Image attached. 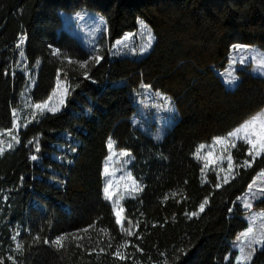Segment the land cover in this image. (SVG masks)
<instances>
[{
    "label": "trees",
    "instance_id": "trees-1",
    "mask_svg": "<svg viewBox=\"0 0 264 264\" xmlns=\"http://www.w3.org/2000/svg\"><path fill=\"white\" fill-rule=\"evenodd\" d=\"M82 9L107 23L102 59L89 62L87 78L74 62L92 54L62 27L59 13ZM139 18L155 35L149 52L110 55L108 47L137 29ZM22 34L27 63L36 66L32 100L48 99L59 77L70 91L63 109L37 114L19 129V143L0 155L4 263L241 264L233 242L249 222L239 198L264 170V154L252 160L237 142L234 175L220 183L196 151L264 108L263 76L241 67L228 88L218 72L235 44L264 48V0H0V132L13 127L32 77L18 67ZM142 84L169 95L179 113L161 139L133 123ZM109 138L132 153L130 168L143 187L123 204L132 235L116 223L103 192ZM59 142L71 147L61 160L52 154ZM205 198L204 211L189 218ZM254 206L264 209V196ZM58 236L66 237L62 246L52 243ZM248 264H264V244Z\"/></svg>",
    "mask_w": 264,
    "mask_h": 264
},
{
    "label": "rangeland",
    "instance_id": "rangeland-1",
    "mask_svg": "<svg viewBox=\"0 0 264 264\" xmlns=\"http://www.w3.org/2000/svg\"><path fill=\"white\" fill-rule=\"evenodd\" d=\"M59 13L62 17V27L72 33L82 44V46L92 54V56L101 57L99 54V49L103 46L101 39L107 33V23L105 21V18L95 11L85 9L75 12L59 10ZM139 21H143L144 24L147 25V29L142 27ZM148 30H150L151 35L153 37L150 47H147ZM21 36L25 38L24 44L22 46L24 56L22 58L20 56L21 49H17L18 67L24 70L29 75H32L33 71L36 69V66L34 69H31L29 67L24 52L26 36L23 34ZM125 38H127L125 43L117 45V41L124 40ZM117 41L113 45L108 47L110 55L141 57L147 54L151 49L155 41V35L150 25L143 18H139L137 29L125 33V35ZM18 42L19 40L17 41V44ZM236 46H242V51L234 50V47H232L229 60L226 66L222 69H218L219 74L221 75L223 81L225 82L228 88H234L238 83L240 76L238 75L237 70L241 67L249 69L255 75H260L264 77V67L258 68L259 60L264 59V48H261L255 44ZM145 47H147V50L141 51V49ZM52 49L54 53H56V51L58 50L56 47H52ZM241 57L245 58V63L239 62ZM230 75L236 78L234 84L227 83L228 77ZM32 83L33 75L32 77H29V82L22 92L20 107L15 108V112L13 111V127L7 131L0 132V142L3 143V146L6 148V150H8V143L11 142L13 146L19 143L13 140L12 137H16V139L19 141V129L21 127L26 126L30 121L33 120V113L36 112L35 108L32 107L34 104L43 103L47 101L49 107L57 109L56 111H60L66 105L67 97L70 91V84L68 80L59 77L56 80V85L49 97L51 99L48 98L42 102H34L32 100L30 94ZM144 85L146 84H142L134 94V102L137 104V110L134 116L141 119V121L134 119L133 123L134 125H137L143 129H148L155 138L161 139L166 133V131L177 121V119L179 118V113L176 109L175 104L172 101V98L169 95L161 91L154 90L151 86L149 89H145ZM165 98H167V100H165ZM260 111L257 113H260ZM257 127H259V125H257ZM64 136L67 139H71V137L66 133H64ZM217 137H221L224 139L215 144H213V140L210 142L200 143L197 150L199 149V159L203 163L204 171L216 172L220 183H224V177L227 176L229 180L234 175L236 168L235 160L232 154V150L234 148L232 147V144L234 141L232 139L227 138V135ZM111 140L113 141L112 138ZM237 142H239V140L235 141V145L237 144ZM57 145L58 149L55 151L53 150L52 154L54 158L61 160L62 158L66 157V154H64L63 150L67 149V146L69 149L71 147L65 142H59L57 143ZM200 145H204L205 147L200 148ZM120 152H127L130 154V156L127 158L121 157L118 155ZM258 156L260 155H257L256 157ZM109 157H111L112 162L109 164L110 176L108 177V179H111L112 183L108 185V187L109 191L112 193L113 199L111 201H108L110 202L112 208L115 207L116 210H123L120 212L121 219L123 221V224L120 225L121 229H123L125 232H132V227L130 225H126L125 210L123 204L126 199L137 197L142 192L143 187L131 171L130 163L133 159V155L130 151L126 149L117 148L114 142L113 148L109 149V153L104 161V165L106 163L107 158ZM229 163H231V169L229 168ZM122 164L123 167H121ZM206 164L207 167L205 166ZM250 185L252 186V192L259 193L261 189H264L263 169L258 171L249 186ZM105 186L106 178L104 176L103 189ZM249 186L239 198V202L245 210L243 216L249 222V226L245 230L240 232L233 242V248L237 252L234 257L235 261L241 264L250 263L256 250L258 248H261L263 245H253L255 251L251 256L250 261L245 262L243 260L238 261L236 259L237 257L242 256L241 249H243V253L245 254L251 251V248L248 247V241L251 237H258L262 233H264V216L258 215L260 213H264V209L256 208L254 206L255 202L259 200L262 196L258 195L257 198L253 199L252 196L249 194ZM138 188L140 190H137ZM249 201L251 202V208L246 210L245 204ZM249 227H252L253 232L247 237L242 235L243 233L247 232V229ZM17 229L18 228L14 229V233H17Z\"/></svg>",
    "mask_w": 264,
    "mask_h": 264
},
{
    "label": "snow or ice",
    "instance_id": "snow-or-ice-1",
    "mask_svg": "<svg viewBox=\"0 0 264 264\" xmlns=\"http://www.w3.org/2000/svg\"><path fill=\"white\" fill-rule=\"evenodd\" d=\"M139 23L141 24L142 27L147 29V25H145L143 21H139ZM24 39L25 38L23 36H21L20 39H19L18 44L16 45L17 49H21L20 56L22 58L24 56V53L22 51V46L24 44ZM126 39L127 38H125L124 40L117 41V45L125 43ZM152 39H153V37L151 35V32H150V30H148L147 47L151 46ZM147 47L142 48L141 51H146ZM234 50L242 51V46H234ZM54 54L59 55L60 54L59 50H57L56 53H54ZM101 59H102V57L92 56V57L89 58V60L82 61V62L76 61L74 63L78 64L79 68L84 70L83 71V75L85 76V78H87L88 77L87 66H88L89 62L91 61L93 63H99V61ZM239 62L240 63H245L246 60H245L244 57H241ZM69 63H73V61H71L69 59ZM261 67H264V59H260L259 60L258 68H261ZM235 79L236 78L234 76L230 75L228 77L227 83L234 84L235 83ZM144 88L145 89H149L150 85H144ZM49 99H51V98H49ZM165 100H167V98H165ZM32 107H34L35 110H36V112L33 113V119H35L37 114H41L42 115L45 111H56L57 110V109L49 107V104H48L47 101L43 102V103H36ZM14 112H15V110H14ZM257 125H259V127H257ZM227 138L232 139L234 141L233 144H232V147L236 146L235 145V141H237V140H239V141L243 142L244 144H246L248 146V155L250 157H252V160H255L257 155L264 154V109H262L260 111V113H257L256 115L251 117L249 120H246V121L242 122L241 125H239L233 131H230L227 134ZM12 139L15 140L17 143L19 142L16 139V137H12ZM222 139H224V138H221V137L213 138V144H215L217 142H220ZM113 143L114 142L111 140V138H109V143H108L109 149L113 148ZM12 147H13V144L11 142L7 144V149H11ZM204 147H205L204 145H200V148H204ZM5 150H6V148L3 146V143L0 142V155H2ZM38 150H39V148L37 146L36 151H38ZM118 155L121 156V157H125V158L130 156V154L127 153V152H120ZM196 155L199 158V149L197 150ZM31 159L32 160H36L37 156L33 155V156H31ZM111 162H112L111 157L107 158L106 163L104 165V171H103V175L106 178V186L104 187L103 192H104L105 198L110 200V201L113 199L112 193L109 191V187H108V185H110L112 183L111 179H108V177L110 176L109 164ZM244 164L246 166H250V162L249 161H245ZM205 166L207 167V164ZM121 167H123V164L121 165ZM229 168L231 169V163H229ZM202 171H203V169H202ZM227 182H228V177L226 176V177H224V183H227ZM220 186L221 185L219 183L215 185V187H217V188H219ZM137 190H140V189L138 188ZM249 194L252 196L253 199L257 198L258 195L259 196H264V189H261L259 191V193L252 192V186L250 185L249 186ZM207 203H208V199L205 198L204 201L202 203H200V205H199V211L198 212L189 213L188 214L189 218H191L192 216H198L200 212H203L204 209H205V206L207 205ZM249 208H251V202L250 201L245 204V209L247 210ZM113 211L115 212L116 223L119 224V225H122L123 221L121 219L120 212L123 211V210L122 209L121 210H116V208L113 207ZM230 211H231V209H230ZM258 215L264 216V213H260ZM84 231H87V229H85ZM252 232H253L252 227H249L247 229V232L243 233L242 235L247 237ZM127 234L128 235H132L131 232H128ZM17 235H19V234H17ZM13 239L15 240L16 237H13ZM36 239H39V237H36ZM65 239H66V237H64V236H58V237H56V239L54 241H52V243L56 244L57 246H62V242ZM47 242L48 241L46 240L45 243H47ZM256 244H264V233H262L258 237H251L249 239V241H248V247L251 248V251L245 254V253H243V249H241L242 256L241 257H237L236 259L238 261H240V260H243L245 262L250 261L251 260V256H252V254L255 251V248L253 247V245H256ZM126 246L127 245H125V247ZM17 247H19V245H17ZM109 247H111V245H109ZM101 251L103 252L104 249H101ZM114 255H116V256L120 255L119 249L116 251V253H114ZM120 258L124 259V257H120Z\"/></svg>",
    "mask_w": 264,
    "mask_h": 264
},
{
    "label": "built area",
    "instance_id": "built-area-1",
    "mask_svg": "<svg viewBox=\"0 0 264 264\" xmlns=\"http://www.w3.org/2000/svg\"><path fill=\"white\" fill-rule=\"evenodd\" d=\"M136 119L138 121H141V119L137 118L136 116H133V120Z\"/></svg>",
    "mask_w": 264,
    "mask_h": 264
},
{
    "label": "water",
    "instance_id": "water-1",
    "mask_svg": "<svg viewBox=\"0 0 264 264\" xmlns=\"http://www.w3.org/2000/svg\"><path fill=\"white\" fill-rule=\"evenodd\" d=\"M0 264H5L4 261L0 258Z\"/></svg>",
    "mask_w": 264,
    "mask_h": 264
},
{
    "label": "crops",
    "instance_id": "crops-1",
    "mask_svg": "<svg viewBox=\"0 0 264 264\" xmlns=\"http://www.w3.org/2000/svg\"><path fill=\"white\" fill-rule=\"evenodd\" d=\"M236 45H247V44H235L234 46H236ZM234 46H233V47H234ZM229 56H230V55H229Z\"/></svg>",
    "mask_w": 264,
    "mask_h": 264
}]
</instances>
